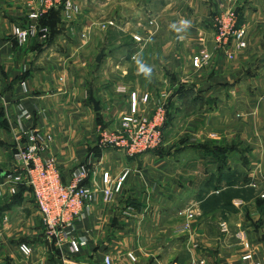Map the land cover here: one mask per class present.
I'll return each mask as SVG.
<instances>
[{"label":"crops","instance_id":"crops-1","mask_svg":"<svg viewBox=\"0 0 264 264\" xmlns=\"http://www.w3.org/2000/svg\"><path fill=\"white\" fill-rule=\"evenodd\" d=\"M237 1L238 26L244 25L246 32L243 50L216 47L212 21L217 0H83V8L110 5L108 10L114 12L111 7H121L123 20L142 21L144 30L121 28L122 44L106 48L92 70L85 72L77 64L75 74L69 76L65 54L72 53L71 59L79 51L92 55L95 42L83 48L71 41L60 28L64 17L57 10L49 19L50 43L39 36L19 45L12 27L28 24V15L41 7L40 0H0V120L7 124L0 126L4 143L0 168L8 174L13 166L10 151L23 138L16 115L27 110L31 116L22 128H38L49 138L42 155L55 158L63 181L69 183L78 167L85 165V182L96 190L90 210L74 225L73 236L85 240L80 252L71 253L67 244H48L47 249L44 230L38 240H33V231L26 230L24 239L17 240L16 234L9 237L11 222L2 219L0 264H104L105 255L112 264H192L194 260L251 264L242 259L248 251L264 264V207L256 203L264 201V0ZM181 20L190 22L186 30L176 32L170 27L179 26ZM133 34L142 41L133 40ZM66 38L74 44H67ZM94 38L95 32L91 42ZM203 51H209L211 58L196 68L192 57ZM118 53L123 59L113 62ZM135 54L152 67L151 78L138 73ZM61 74H65L62 80ZM90 88L100 105L104 126L100 128L110 130L119 127L132 92L148 97L145 107L150 113L151 102L175 101L177 108L169 116L166 140L159 151L129 156L120 149L100 146L98 111L89 101ZM238 101H248L249 111L235 120L231 112ZM231 105L235 106L230 109ZM184 119L185 126L178 124ZM184 133V144L172 142ZM205 142L208 147L227 146L222 173L215 169L220 159L194 148ZM189 151L191 156L183 158ZM104 172L111 184L126 172L120 191L108 202L102 193ZM227 181L233 189L244 186L253 193L235 195L231 210L218 206L204 211L206 198L219 192L213 186L225 189ZM24 197L10 212L30 211L31 194L26 192ZM221 222L227 223L229 233L221 231ZM185 223L188 228L182 230ZM21 242L39 254L23 257L18 248Z\"/></svg>","mask_w":264,"mask_h":264},{"label":"built area","instance_id":"built-area-1","mask_svg":"<svg viewBox=\"0 0 264 264\" xmlns=\"http://www.w3.org/2000/svg\"><path fill=\"white\" fill-rule=\"evenodd\" d=\"M237 0H217L218 11L213 17L215 31V45L219 50L234 47L243 50L247 46L245 26H238V14L235 8ZM41 7L32 10L28 17L32 21L24 26L14 25L12 34L19 45H23L31 38L45 37L48 30L38 25V19L50 7H61L64 18H73L79 10L77 0H40ZM136 41L141 39L135 36ZM211 58V53L203 51L192 57L193 65L202 67ZM146 99V96L143 98ZM130 107L121 113L119 127L114 130L101 128L98 144L102 147H111L124 151L133 156L146 151L154 150L163 143V125L165 122V109L159 107L153 119L139 112L135 92L130 94ZM27 110L19 112L17 126L21 130L20 138L12 151L13 166L3 181H0V198L15 194L19 184L31 188L34 201L40 213V222L44 230V239L48 244L62 246L67 244L71 253H78L85 245V240L72 236L74 225L81 220L95 198V188L83 184L87 177V168L80 165L73 173L72 181L64 184L61 180L60 170L55 158L51 155H42L46 151L49 138L42 134L38 128H22L23 122L30 118ZM25 138V139H24ZM126 172L111 184L108 172L102 174L103 199L108 202L113 195L120 191ZM221 231L228 233L225 222L220 224ZM185 223L182 230H187ZM23 257L28 258L31 248L26 243L18 246ZM131 258H133L130 255ZM242 259L251 264H260L251 252H245ZM104 264H112L108 255L104 256ZM192 264H204V260H194Z\"/></svg>","mask_w":264,"mask_h":264},{"label":"rangeland","instance_id":"rangeland-1","mask_svg":"<svg viewBox=\"0 0 264 264\" xmlns=\"http://www.w3.org/2000/svg\"><path fill=\"white\" fill-rule=\"evenodd\" d=\"M82 1L83 0H79V3H80L79 10L74 15V17L77 16L78 19H73L74 17L73 18H71V17L70 18H64V22H61L60 28H62L63 30L65 29L68 32L69 36H71V38H70L71 41H73V42L75 41L76 44H79L83 48L90 46L91 43L95 42L96 52H94L92 55H90L87 52L85 53V51H84V53L79 51L80 53L78 52V53L74 54L73 59L70 58V57H72V53L65 54V60L67 61V63H69L67 66L68 67L67 71H68L69 76L75 74L76 69H74V66L77 67V64H79L80 67L85 68V72L90 71V69L92 70V68H94L95 64L97 63V62L95 63V57L99 53L101 48H104V50H105L108 47H112V46L122 44L123 39L125 37L121 33L122 32L121 28H127L128 27L129 30H135V31H138V29L144 30L143 24H145V23H143L142 21H139V23L137 24L135 19L129 20L128 22L123 20L122 15H121L122 14L121 7L118 9H114V7H111V10H113L114 12H111L108 10L110 5H108V6L96 5L95 6L96 8H85V7L83 8L82 7L83 4L81 3ZM237 6H238V1L236 2V5H235L236 11L238 9ZM52 8H55V7H52ZM216 8H217V10H216V12H217L219 8L218 7H216ZM216 12L213 14V17L216 14ZM125 15H127V14H125ZM106 19H108V20H106ZM31 22L32 21H30L29 23H31ZM135 23H136V25H135ZM146 23L148 25V21H146ZM212 24H213V21H212ZM128 29H126V30H128ZM93 32H95V38H94V41L91 42V35ZM77 33L79 35H77ZM111 35L114 36L113 39L110 38ZM135 36H137V35L133 34V36H132L133 40H135ZM37 37H39V34L36 37H33V39L35 40V39H37ZM138 37L141 39L139 42H141L142 38L140 36H138ZM33 39L31 38L30 40H33ZM65 41L70 46L74 44V43L72 44V42L69 41V38H66ZM28 42H26L25 44H27ZM25 44H23V46ZM117 55H119V56L114 58L112 60L113 62H115V61L119 62L123 59L121 53H118ZM135 56H136V54H135ZM192 64H193V62H192ZM87 65H88V67H87ZM116 70H118V69H116ZM61 75H62L61 78L59 76L60 80H62V78H63V76H65V74H61ZM89 86L90 85H88V84L85 86L84 91H83L84 96H87L86 94H88V87ZM130 94H129V97H130ZM145 96L146 95L140 97L138 94L136 95L137 106L139 108V112L142 115H146V117H148L149 119H153L156 112L158 111L159 107H161L163 105V107L165 109V114H166V116H165V127L164 128H167L168 124L170 122L169 116L171 115V113H173V111H174L173 108H177L174 106L175 101H171V100H165V101L162 100L161 101V100H159L157 103L151 102V104H154L153 105L154 108L152 109L153 112L150 113V112H148L150 110L147 111V109L145 107V104H147V101H148V97H146L145 100L143 99ZM1 102H2V104H4L3 101H1ZM85 102L87 103V106L91 107L90 102H88L87 100H85ZM181 103L182 102H179V105H181ZM248 103H249L248 101H238L236 108H235L237 112H234L235 111V109H234V111L231 112V113H234V117H231V118H233L235 120H239L242 117V119H243L246 116L245 114L249 111ZM184 106H185V110H187L186 109L187 104H185ZM234 106L235 105H231L230 109L233 108ZM182 114H184V113H182ZM186 122H187V120H185V119L179 120L178 124L185 126ZM102 126H103V122H102V119L100 118L99 120H97V127H99V129H101L100 127H102ZM164 128L162 130L163 131V138H164L163 143L166 140L165 136H164ZM101 131L102 130H100L98 133L99 137H100ZM182 131H183V129L179 130V132H182ZM181 134L180 135L177 134L175 137H173L174 139L172 142H175V140L177 142H180L182 140L181 144H184L185 141H183V139L185 138L186 134L185 133L183 135H181ZM99 137H98V139H99ZM191 154H192V152L189 151L187 153H184L182 156H183V158H185L186 156L190 157ZM199 168L203 171V166L200 165ZM7 175H9V174H4L5 177ZM71 181H72V178H71ZM71 181L69 183H71ZM69 183H67V184H69ZM249 195H250L249 193L246 194V196H249ZM10 196L11 195H6L4 198H0V206L2 205V203L5 204L4 202ZM33 199H34V197H33L32 192H31V200L32 201L30 204L31 207L29 209L30 210L29 212L25 213V212H23L24 210H22V209H19V210L15 209L18 212L15 213L12 210H11V212H10V210H8V212L3 213V216L2 215L0 216V222L2 221V219L4 221L9 222V223L11 222V224H9V229H11V230L7 233V235L9 237H12L16 234L17 240H21V239L25 238L27 232L31 233L33 231V233H31V234H35V236L32 237L33 240H38V238L40 236V232L43 230V226H42V224H40V226H39L38 218H40V213H39L37 206H36V203ZM23 229H24V231H23ZM25 230L27 232H25ZM228 233H229V230H228ZM72 236H73V233H72ZM27 238H30V236H28ZM44 241H45V239H44ZM32 242L34 243V241H32ZM21 243H25V242H21ZM36 243H38V242H36ZM30 248H31V254H30L31 257L33 256L34 252L36 253L35 255L39 254L38 251H34L32 246H30ZM39 248L41 250V247H39ZM46 248L50 249V247L48 246V243L46 244ZM8 255H9V252L6 254L7 258H8Z\"/></svg>","mask_w":264,"mask_h":264},{"label":"trees","instance_id":"trees-1","mask_svg":"<svg viewBox=\"0 0 264 264\" xmlns=\"http://www.w3.org/2000/svg\"><path fill=\"white\" fill-rule=\"evenodd\" d=\"M57 10L61 11V7H57V8H50L46 13L42 14L38 20V25L42 28H46L48 30L45 38H46V42L50 43L51 39H52V22L50 23L49 19L50 17L53 18V16H55V12L57 13ZM239 19V18H238ZM240 20V19H239ZM238 20V22H239ZM41 34V32H39V35ZM0 116H1V112H0ZM167 118V117H166ZM100 119V115L99 112H97V120ZM0 126L6 127V121L5 120H0ZM104 127V126H103ZM165 127V122L163 125V128ZM165 131V128H164ZM182 141V140H181ZM184 141V139H183ZM4 145V143L2 141H0V146ZM207 142L205 143H198L197 146H195L194 148H201L204 149L205 152H209L212 154L213 157H216L217 159H220L221 161L219 162H215V169H216V173H222V169L225 167V152L227 150V146L226 147H216V146H207ZM14 148V147H13ZM159 147L154 149L153 151L158 152L159 151ZM13 151V149H12ZM10 153L12 154V152L10 151ZM7 174V172H6ZM234 173L230 174L231 176H233ZM222 175V174H221ZM4 178V173H3V169L0 168V181H3ZM62 178V177H61ZM62 182L67 184L66 182L63 181ZM214 182V181H213ZM220 178H217V183H220ZM229 183V187L222 189L219 185H214V190H218V193H213L212 195L208 196L206 198V200L204 201V205L203 209L204 211L208 208H216L218 206H220L223 209H229L231 210L232 204H231V199L235 196V195H242L243 197L246 196L247 193H253V190L251 188H246L244 186H241L237 189H233L231 187L232 182L231 181H227ZM83 184H86L85 180L82 182ZM233 185V184H232ZM28 192L31 194V188L26 186L24 183L23 184H19L18 185V189L17 192L15 194H12L9 198H7V200L4 202L5 204L2 203V205L0 206V212H4L7 210H10L12 207L20 205L25 197L24 194ZM34 200V199H33ZM257 205L259 208L264 207V201L257 199ZM264 211V210H262Z\"/></svg>","mask_w":264,"mask_h":264},{"label":"clouds","instance_id":"clouds-1","mask_svg":"<svg viewBox=\"0 0 264 264\" xmlns=\"http://www.w3.org/2000/svg\"><path fill=\"white\" fill-rule=\"evenodd\" d=\"M189 25L190 22L188 20H181L179 22V26L173 24L170 27L176 32H181L183 30H186L189 27ZM133 59L135 60V63L137 65L138 73L143 74L146 78H151V74L153 71L152 67L146 65L139 56H134Z\"/></svg>","mask_w":264,"mask_h":264},{"label":"water","instance_id":"water-1","mask_svg":"<svg viewBox=\"0 0 264 264\" xmlns=\"http://www.w3.org/2000/svg\"><path fill=\"white\" fill-rule=\"evenodd\" d=\"M103 53H104V48H101L99 53L96 55L95 57V62L99 63L100 60L103 57ZM89 101L91 102V104L93 105V109L95 111H99L100 110V105L99 102L95 99L94 95H93V90L92 88H90L89 90Z\"/></svg>","mask_w":264,"mask_h":264}]
</instances>
